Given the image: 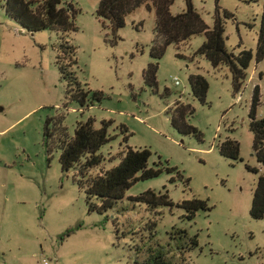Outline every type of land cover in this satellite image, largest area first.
Returning a JSON list of instances; mask_svg holds the SVG:
<instances>
[{
	"label": "rangeland",
	"instance_id": "1",
	"mask_svg": "<svg viewBox=\"0 0 264 264\" xmlns=\"http://www.w3.org/2000/svg\"><path fill=\"white\" fill-rule=\"evenodd\" d=\"M184 1L172 0L169 13L183 11ZM261 1L190 2L209 28L215 5L220 18L223 10L229 13L231 18H222L226 50L254 54ZM61 2L78 9L75 31L63 38L74 49L76 80L88 91L82 107L67 99L66 83L55 65L59 35L19 28L4 15L0 0V264H41L42 259L47 264H141L157 250L170 264H264V221L248 215L264 165L252 154L247 129L254 86L259 92L255 118H264V59L250 60L241 87L233 92L224 66L212 68L194 54L204 41L203 35H194L178 48L166 46L158 60L155 88H149L142 83L141 72L153 62L148 55L152 10L136 8L112 34L95 16L98 0ZM58 57L63 63L60 53ZM190 74L207 81L204 104L189 94ZM93 92L101 94L98 101L91 99ZM174 101L193 108L186 122L197 130L198 139L170 126L166 111ZM59 116L67 139L76 122L91 118L94 128L101 121L111 122L110 139L98 150L102 163L90 175L115 166L119 152L128 146L149 150L148 167L160 163L182 178L161 172L136 181L102 214L87 212L72 170L60 171L58 151L47 152L42 139L46 119L50 127ZM120 125L126 133L119 132ZM225 137L237 142L240 160L219 156L216 145ZM162 187L171 207L149 211L128 199ZM191 196L205 200L210 210L198 211L186 221L175 204ZM179 230L183 234L175 233ZM192 237L196 246L190 248Z\"/></svg>",
	"mask_w": 264,
	"mask_h": 264
},
{
	"label": "trees",
	"instance_id": "2",
	"mask_svg": "<svg viewBox=\"0 0 264 264\" xmlns=\"http://www.w3.org/2000/svg\"><path fill=\"white\" fill-rule=\"evenodd\" d=\"M190 1L185 0L184 10L172 15L169 13L172 0H98L94 13L96 18L107 23L110 33L114 34L123 27L125 16L136 8L144 6L146 10L153 11V39L148 49V55L153 62L146 64L141 72L142 83L145 86L155 88L158 60L163 55L166 46L173 45L178 48L179 44L191 36L201 34L204 36V41L194 54L206 59L212 68L224 66L230 75L232 91L237 92L244 80V71L250 60L253 58L257 63L264 59V0L261 1L254 54L245 49L236 54L226 50L222 18H231L229 13L223 10L222 18H220L215 5L212 25L209 28L193 9ZM1 8L7 18L28 33L49 30L59 35L55 65L61 79L66 83L65 95L67 99L77 102L82 107L85 104L88 91L84 90L76 80L73 71L74 49L63 38L68 33L75 31L74 18L78 9L74 8L71 3L63 4L61 0H1ZM59 53L64 60L63 63L59 62ZM175 56L181 57L178 53ZM187 84L189 94L200 104H204L208 87L206 79L200 74H190L187 77ZM100 95L99 92H93L91 99L98 101ZM258 103V87L254 86L248 109L247 129L252 134V154L257 163L264 165V118H255V109ZM192 113L193 108L189 104L179 101H174L166 111L172 129L180 135H192L198 139L197 130L186 122V117ZM61 118L62 116H59L53 121L51 120L50 127V121L46 119L42 127V139L47 152L51 149L58 151L57 162L60 171L72 170V181L83 193L87 212L95 211L102 214L120 200L125 190L136 181L157 177L161 172L166 174L175 172L176 179L182 178L174 168L162 167L160 163L148 167L149 150L146 148L132 149L128 146L119 152L118 163L115 166L90 175V170L97 168L102 163L103 158L98 150L110 139L107 129L111 122L101 121L97 128L93 127L91 118L83 122H76L73 136L67 139L60 124ZM119 132L124 134L126 129L120 125ZM122 141H126L125 135H123ZM216 148L219 156L230 160H240L236 141L225 137L217 143ZM169 182L173 183L174 178L170 177ZM183 183L186 186L188 179H185ZM93 198L98 201V204L92 203ZM128 199L131 202L143 204L149 211L173 205L164 187L159 192L146 190ZM175 206L183 210L181 218L186 221H191L198 211L207 212L210 210L205 200L194 196L180 201ZM248 215L252 219L264 221V176L257 178L250 198ZM150 225L152 227L154 223ZM175 233L183 234V231L179 230ZM188 246L190 248L196 246L195 237L189 239ZM141 264H170V262L157 250L150 251Z\"/></svg>",
	"mask_w": 264,
	"mask_h": 264
},
{
	"label": "built area",
	"instance_id": "3",
	"mask_svg": "<svg viewBox=\"0 0 264 264\" xmlns=\"http://www.w3.org/2000/svg\"><path fill=\"white\" fill-rule=\"evenodd\" d=\"M173 82L175 85L178 84V81L176 79H173ZM41 264H47V262L44 259H42Z\"/></svg>",
	"mask_w": 264,
	"mask_h": 264
}]
</instances>
